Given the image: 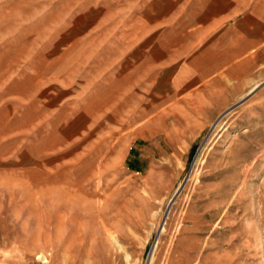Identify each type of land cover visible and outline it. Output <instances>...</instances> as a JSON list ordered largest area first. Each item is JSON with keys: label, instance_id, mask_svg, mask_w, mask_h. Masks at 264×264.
<instances>
[{"label": "rangeland", "instance_id": "374dc122", "mask_svg": "<svg viewBox=\"0 0 264 264\" xmlns=\"http://www.w3.org/2000/svg\"><path fill=\"white\" fill-rule=\"evenodd\" d=\"M120 6L0 0V264H124L108 229L133 233V264L156 242L151 264H264V80L198 131L171 112L135 139L136 99L86 96L77 73L73 26Z\"/></svg>", "mask_w": 264, "mask_h": 264}, {"label": "crops", "instance_id": "0c3cea01", "mask_svg": "<svg viewBox=\"0 0 264 264\" xmlns=\"http://www.w3.org/2000/svg\"><path fill=\"white\" fill-rule=\"evenodd\" d=\"M120 2L118 22L73 37L86 96L136 99L135 139L171 112L198 131L264 80V0Z\"/></svg>", "mask_w": 264, "mask_h": 264}, {"label": "bare ground", "instance_id": "6f19581e", "mask_svg": "<svg viewBox=\"0 0 264 264\" xmlns=\"http://www.w3.org/2000/svg\"><path fill=\"white\" fill-rule=\"evenodd\" d=\"M169 61V60H168ZM137 119V118H136ZM116 156H118V155H116ZM112 159V158H111ZM113 160H115V158L113 159ZM113 162H115V161H113ZM114 164V163H113ZM100 166V165H99ZM98 166V168H100ZM109 162H108V165L106 166V168H109ZM113 166V165H112ZM98 175H100V173L102 172V170L101 169H98ZM66 174L67 173H64V177H65V179H64V182H63V184L61 185V192H62V199H63V203L65 204V205H67L68 204V202H69V198H70V196H69V190H68V188H69V186H71V184H74V180L72 179V177L70 178V177H66ZM82 182V181H81ZM85 185H89L88 183H86V182H82L81 183V185L80 186H83V187H85ZM76 190V189H75ZM89 193H91V194H96L97 192H98V190L97 191H89V190H87ZM149 195V194H148ZM145 197V196H144ZM149 197V196H148ZM151 199V198H150ZM147 200V199H146ZM79 201H85L86 203L81 207L80 206V208L85 212V213H89V212H92V211H94V210H96V211H101V209L104 207V203L102 202V201H100V200H96V199H94V200H87V199H80ZM149 201V200H148ZM153 214V213H152ZM153 216V215H152ZM135 224V223H134ZM134 226V225H133ZM136 226V225H135ZM164 229V226L162 225V227L160 228V231H162ZM107 239L109 240V242L112 244V249H113V251L115 252V253H119L122 257H123V260H124V264H133L131 261H130V258H131V256H130V254L128 253V251H126L125 250V248H124V245H123V240H124V238H132V236H133V233L132 232H130V233H127V232H125V231H123V230H118V232H117V230L115 229V230H111V229H108L107 231ZM157 243L158 242H156V244H155V246L153 247V250H152V254H151V256H150V258H149V261H148V263L147 264H151L152 263V258H153V252H154V250H155V248H156V246H157Z\"/></svg>", "mask_w": 264, "mask_h": 264}, {"label": "trees", "instance_id": "16d2710c", "mask_svg": "<svg viewBox=\"0 0 264 264\" xmlns=\"http://www.w3.org/2000/svg\"><path fill=\"white\" fill-rule=\"evenodd\" d=\"M132 167V166H131Z\"/></svg>", "mask_w": 264, "mask_h": 264}]
</instances>
